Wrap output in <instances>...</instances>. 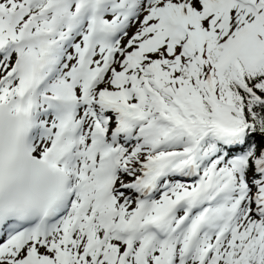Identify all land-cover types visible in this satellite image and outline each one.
Segmentation results:
<instances>
[{
    "label": "snow or ice",
    "instance_id": "snow-or-ice-1",
    "mask_svg": "<svg viewBox=\"0 0 264 264\" xmlns=\"http://www.w3.org/2000/svg\"><path fill=\"white\" fill-rule=\"evenodd\" d=\"M0 264H264V0H0Z\"/></svg>",
    "mask_w": 264,
    "mask_h": 264
}]
</instances>
